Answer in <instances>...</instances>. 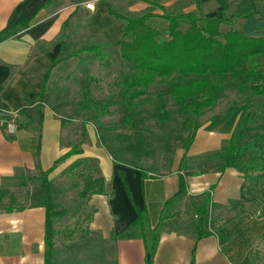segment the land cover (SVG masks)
I'll return each mask as SVG.
<instances>
[{
	"label": "crops",
	"instance_id": "crops-1",
	"mask_svg": "<svg viewBox=\"0 0 264 264\" xmlns=\"http://www.w3.org/2000/svg\"><path fill=\"white\" fill-rule=\"evenodd\" d=\"M86 1L90 0H0V107L24 117L14 134L0 129V264H45L46 208L41 200L29 202L31 174L51 168L71 147L64 141L63 121L54 108L42 105L39 121L36 103L52 61L89 40L101 39L118 47L123 39V22L107 5L117 10L115 1L94 0V9L86 7ZM160 2L184 11L199 7L212 16L255 9L253 15L238 20L264 27V19L259 18L264 14V0ZM118 3L134 14L151 5L147 0ZM23 21L29 22L21 25ZM85 130L82 152L57 162L49 178L75 159L97 160L104 189L86 197L92 208L86 224L102 240L114 238V247L93 254L99 255L95 264H105V257L115 264H264L262 206L246 196L243 171L234 166L220 169L214 156L228 142L229 133L202 124L174 166L160 172L144 168L142 173L134 165L116 162L98 143L92 123H86ZM182 176L185 191L172 199ZM25 189L28 196L20 200ZM207 195L206 232L198 237L193 226L199 217L197 205ZM138 208L146 209L151 227L160 221L162 212L168 215L160 222L152 254L142 227L132 224Z\"/></svg>",
	"mask_w": 264,
	"mask_h": 264
},
{
	"label": "trees",
	"instance_id": "trees-1",
	"mask_svg": "<svg viewBox=\"0 0 264 264\" xmlns=\"http://www.w3.org/2000/svg\"><path fill=\"white\" fill-rule=\"evenodd\" d=\"M147 1L151 8H146L140 14L131 15L118 11L111 3H107L109 11L120 18L124 25L119 52L128 64V69L116 79L119 99L116 100L114 95L105 100L91 99L90 89L85 84L84 105L89 108L90 102L93 116L98 118L108 113L110 104L119 102L124 113L122 122L134 125H137L136 116L140 113L138 108L145 101L154 103L155 114L161 124L170 121L173 118L172 112L176 111L182 116V127L188 129L185 141V147L188 148L195 138L197 129L202 125L199 118L207 108L215 106L222 99L228 88H236L242 93L250 90L254 96L264 95V69L259 64V59L264 54V34H249L235 26L236 19L253 15L256 13L255 9L212 16L205 15L199 7L187 11L169 10L160 0ZM260 15L259 18L264 19V14ZM28 22L23 21L21 25ZM223 24L230 25L226 31L221 30ZM9 27L11 24L6 29ZM107 45L100 42L80 46L67 55L58 56L52 61V66L58 61L81 55L83 52H90L102 59L107 54L104 50ZM48 75L36 103L39 108V121L43 119L42 95ZM152 85L156 86L154 90L150 89ZM169 102L174 104L173 108L168 107ZM248 105L247 103L238 105L234 101L223 115H212L207 124L208 128H214L222 121L227 122L230 137L226 145L214 153V156L219 160L220 169L234 166L243 171L245 178L248 169L264 167V154H260L259 160L251 159L253 154L264 151V146L259 141L264 139V131L258 135L254 134L255 137L251 138L254 127L251 122L255 118V112L249 109ZM262 116L264 126V113ZM90 119V116H85L84 124ZM81 145V141L72 144L51 168L40 170L39 173L40 186L43 189L41 203L46 208L45 264H55L57 236L55 221L66 211L65 207L56 206L54 185L49 173L57 162L82 152ZM114 159L119 163L134 165L144 172L141 165L129 163L115 156ZM88 160L87 157L75 159L68 166V170L88 164ZM120 172L124 173L123 170ZM85 178V185L80 191L82 197L103 191L105 179L101 173L97 177L86 174ZM184 191L185 180L182 176L180 187L172 199ZM208 197L205 196L204 201L197 205L199 217L193 226L198 237L206 232L204 223L208 214ZM166 216L168 215L162 212L160 221L151 227L146 209L138 208L132 224H139L142 227L150 254L157 244L160 222ZM191 264H194L193 261Z\"/></svg>",
	"mask_w": 264,
	"mask_h": 264
},
{
	"label": "rangeland",
	"instance_id": "rangeland-1",
	"mask_svg": "<svg viewBox=\"0 0 264 264\" xmlns=\"http://www.w3.org/2000/svg\"><path fill=\"white\" fill-rule=\"evenodd\" d=\"M114 1L117 10L121 9L126 14H134L126 11L125 7L118 3L120 0ZM168 9L182 10L175 7H168ZM144 11L145 9L135 14ZM162 22L165 24L164 21ZM251 23L249 26L248 20H235V26L245 29L249 34H264V27H256L255 22ZM229 26V24H223L221 30L226 31ZM92 42L100 43L101 39L89 40L85 45L92 44ZM104 50L107 51V54L102 59L90 52H83L81 55L72 56L54 64L49 72L46 88L42 95L43 107L47 105L58 112L63 120L64 141H67L69 145L86 141V124L83 120L85 116H90L91 119L88 123L94 125L98 143L107 149L111 156L141 165L146 170L154 172L170 169L181 156L188 135V129L182 127V116L179 113L173 111V118L167 123L161 124L155 114L154 103L145 101L138 108L140 113L136 116L137 125H134L122 122L124 113L117 101V103L108 106V113L102 114L98 118L93 116L90 102L89 108L84 105L83 87L85 84L90 89L91 99L105 100L112 95L116 100L119 99L116 79L128 69V64L121 57L119 46L107 45ZM259 64L264 69V54L259 59ZM155 88L156 86L152 85L150 89L154 90ZM234 101L238 105L249 104L248 108L255 112V118L251 122L254 126L251 138L255 137L254 134L262 133L264 131L262 125L264 95L254 96L250 90H245L242 93L233 87L225 91L224 96L215 106L206 109L199 118V123L208 124L212 115H223ZM168 107L173 108L174 104L169 102ZM35 109H37L36 105L33 106V110ZM17 121L20 124L24 121V117L21 119L18 117ZM35 121L38 123V118ZM214 128H220L229 133L226 121H222ZM259 141L264 146V139H259ZM260 154H264V151L253 154L251 159L259 160ZM69 165L58 170L59 172L55 175L54 172L50 174L54 185L56 206L66 209L65 213L57 217L55 221L57 236L54 261L56 264H89L93 258L92 263L95 264L99 255L94 257L92 255L100 253L99 251L104 247L112 249L114 238L102 240L99 234L93 233L87 228L86 223L91 217L92 208L87 206L86 197H82L80 191L85 185L86 174L97 177L101 170L95 158L89 159L88 164H82L73 170H68ZM39 173L38 171L31 174L30 203L38 202L43 197ZM247 173L246 196L258 202L264 213V167L248 169ZM23 191L25 195H20V200L28 196L26 189ZM104 262L105 264H115L110 257L108 259L105 257Z\"/></svg>",
	"mask_w": 264,
	"mask_h": 264
},
{
	"label": "built area",
	"instance_id": "built-area-1",
	"mask_svg": "<svg viewBox=\"0 0 264 264\" xmlns=\"http://www.w3.org/2000/svg\"><path fill=\"white\" fill-rule=\"evenodd\" d=\"M86 7L90 9L95 8L94 0L86 1ZM18 111L0 107V129L8 135L14 134L18 129Z\"/></svg>",
	"mask_w": 264,
	"mask_h": 264
}]
</instances>
